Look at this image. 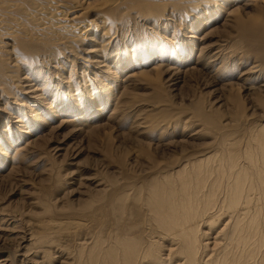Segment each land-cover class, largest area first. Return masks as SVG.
Segmentation results:
<instances>
[{"label":"rangeland","instance_id":"1","mask_svg":"<svg viewBox=\"0 0 264 264\" xmlns=\"http://www.w3.org/2000/svg\"><path fill=\"white\" fill-rule=\"evenodd\" d=\"M76 1L94 0H64V3ZM132 1L137 10L127 2L125 7L116 8L119 9L116 13H104L103 16L118 23L110 21L107 37L99 39L100 45L66 43L64 47V43L57 42L51 46L53 49L42 51L39 56L36 51L25 50L22 53L29 55L26 58L30 60H19L22 64L13 61L7 50L0 53L4 58L0 68L3 64L5 68H1L5 78L0 91V146L5 145L0 150V264H69L70 257L77 253L78 239L96 233L107 238L116 234L118 226L123 229L122 222L135 229L134 237L147 236L150 231L142 200L155 176L180 170L187 158L194 154L195 159L198 152L215 140L214 143L222 141L225 135L231 143L239 141L236 145L241 146L250 130L264 123V0L253 4L250 0H200L204 2L202 5L198 0H164L153 4L144 0L147 4L143 5L142 0ZM138 4L161 10L158 13L157 9L142 7L138 11L141 6ZM130 8L136 13L129 12ZM147 13L155 15L154 18ZM102 14L89 19L99 24ZM168 14L174 21L165 25L164 17ZM119 15H127L128 21L122 23L124 18ZM132 16L134 20H130ZM74 20L78 23L82 19ZM26 25L30 26L29 22L24 24L27 29ZM29 29L34 35L31 26ZM108 35L113 39H108ZM19 38L13 39L19 44L7 41L11 48L22 47ZM154 45L162 55L146 49ZM92 48L107 51L102 57L103 67L113 74L105 81L113 90L106 94L102 93L106 89L103 75L97 73L99 68H93L92 55L87 54ZM42 56L53 63H43ZM26 76L31 80L29 83L40 87V92L44 89L41 93L49 102L56 98L76 108L52 118L46 117V111L40 112L45 115L46 125L40 128L36 123L34 130H29V125H25L32 118L29 108L33 104L34 109H39L40 105L26 93L23 95L22 79ZM69 76L72 86L64 81ZM8 80L13 82L10 84ZM219 100L224 101L223 106L218 105ZM14 119L24 124L19 126ZM33 122L30 120V125ZM24 130L30 133L23 134ZM214 134L219 138L215 139ZM121 189L131 193V197L134 195V199H126L124 207L118 208L116 199ZM57 227L59 233L52 234ZM145 230L147 234L143 233ZM66 232L71 234L66 237ZM43 236L46 241L37 244ZM59 238H66L65 242ZM171 264L182 263L172 260Z\"/></svg>","mask_w":264,"mask_h":264},{"label":"bare ground","instance_id":"2","mask_svg":"<svg viewBox=\"0 0 264 264\" xmlns=\"http://www.w3.org/2000/svg\"><path fill=\"white\" fill-rule=\"evenodd\" d=\"M143 1L144 0L141 1L142 5L147 4L146 3L147 0L145 1V3ZM153 1H164V0H151V2L149 0L148 3L151 4ZM174 1L179 2V0H174ZM201 1L198 0V2L200 3ZM77 2L78 1H76V3H73V4H66V2L64 3V0H0V53L3 54V52H6L7 50L9 52L8 54H10L11 59H13V61L18 63L20 62L19 60H21V62L22 61L25 62V60H28L30 58L29 57L27 59L26 57H28L29 55L25 56V54L22 53V52H25V50H29L31 52L36 51L35 55L37 56L42 51H44L45 53L50 48L53 49V47L51 46H53V44L57 42L61 44L64 43L65 44L63 45L64 47L66 46V43H70L72 44V46L74 44L75 45L79 44L78 46H83L85 43L88 45L94 46L99 43L100 38L106 36L107 34L106 27L110 24V21L111 23L112 21H114V20H111V17L109 16H103L104 13H108V14L116 13L117 11H119V9H121L122 5L124 6V4L128 2L129 3L128 6H130L131 4L130 2H133V1L132 0L131 1L130 0H94L88 3H82L80 1L78 3ZM194 2H197V1H194ZM258 2L259 0H250L249 3L253 4V3H258ZM203 3H201V5ZM249 3L247 2L246 5H248ZM141 4H138V5H141ZM131 5H132L131 7L133 8L134 7L133 4ZM142 5L139 7L138 11L141 10L140 8L143 7ZM118 7L120 8L117 10L116 8ZM143 8L144 9H152V8L157 9L158 13L160 9L158 7L156 8V6L150 7V8H146V7H143ZM134 9L137 10V7L136 8L134 7ZM115 10L117 11L115 12ZM133 10L130 8V10L128 11L130 12ZM151 11H149L148 13H152ZM134 12L135 10L133 11V13ZM145 13H142V16ZM171 13H173V11H171ZM99 14L100 16L102 14V17H100V19L102 20L101 22H99V24L96 23L94 19H89V17L91 18V16H94V15L96 17V15H99ZM117 15L118 14H116V16ZM140 15L141 14H138L139 18H141ZM151 15H149V18H151L150 17ZM125 16H121L124 18L123 20L124 22L122 21V23H125V20H126ZM152 16L154 18L155 15H152ZM163 16H165V13L163 14ZM171 16L172 15L168 14L167 18L164 17L165 25L169 24L171 21H174V20H171L170 18ZM78 18L82 20L78 23H75L76 21L74 19H78ZM134 18L132 16L130 20L132 19L134 20ZM26 22L27 23L29 22V25L32 27L31 31L33 32L35 31L34 35L30 33V29H29L30 26L26 25L28 27L27 29L24 26ZM114 22H117V21L115 20ZM133 23L135 24V21ZM153 24H154L153 26L156 25L155 22H153ZM179 25H180V22H179ZM116 26L117 25H115V27ZM119 29H121L120 26H119ZM112 35H113V31H112ZM19 36H20L19 39L22 38L23 40H25V42L27 41L28 43L22 42L23 40L21 39L19 42L22 43L21 44L22 47L18 49L17 48L18 46L15 45L17 46L16 47L18 49L17 51L16 48L14 47L11 48V46L9 45L7 41L10 42V40H12L15 44L17 41H14V40H17ZM15 37H17V39H14ZM109 37L110 36L108 35V39ZM105 42H108V41H105ZM8 45L11 48V50H9ZM33 45L34 46L36 45V46L33 47ZM144 45L145 44H143V46ZM101 47L103 48L104 46H101ZM102 48H99V49L92 48L89 51H87V54L92 55V58L91 57L90 58L92 59L91 62L94 63L95 65V66L92 65L93 68L94 67L99 68L97 73L103 75L102 76V79L104 80L103 85L106 86V89H104L102 93L106 94L111 89L113 90V87L110 88L106 84L108 75H110L111 77L113 73L108 74L110 72L106 70L107 67L106 69L103 67L104 60L102 61V57L103 58L105 57L104 53L107 51L105 50L103 52L104 49ZM140 48L142 47H139L138 49ZM146 49H148L151 53H157V54L163 53L162 51H158V49L155 48V45L154 47L151 46L150 48H146ZM50 53L53 54L52 52ZM22 54L24 55L23 59H22ZM46 57L42 56L43 63H53L51 59H46ZM128 57L130 58V55ZM144 57H146V59L149 58L148 55H145ZM51 58H52V55H51ZM1 59H2V56H0V61ZM52 59H55L54 56ZM141 60L144 61V58ZM4 63H5V60H4ZM26 63H24L25 64L24 66H26ZM38 63L39 62L37 60L36 64ZM2 66L3 67L1 68L3 69L4 64ZM1 68H0V91L2 88L1 85L3 84V78H5L3 77V73H2V71L5 68L3 70H1ZM56 70L58 69L56 68ZM37 72L41 73L40 70H37ZM22 80H23L22 84L24 85L23 95L26 93V96L29 99L37 102L40 105L39 109L38 108L34 109L33 104L29 108L30 113H32V116H31L32 118H30V120H32V122L33 120L35 121L33 122L32 125H30V120H27L25 122V125H29V130L32 131L36 123L38 126H40V128L44 127V125H46L44 121L45 115L46 117L52 118L54 116L56 117L59 114L71 113V111L76 108V107H72L73 105L70 106L66 102L65 103H63V101L61 102L59 99H57L56 101V98H52V99L50 98L51 102H49L47 98L45 97V94L41 93L42 91H44L43 88H41L43 90L40 92L39 91L40 89H38L40 87H38L34 83H29L30 79L27 76L24 77ZM64 81H66V84L68 85H71V86L73 85V83L70 82L71 81L70 76ZM12 82L13 81H10V84ZM7 83L9 85V82ZM19 83L21 84V82ZM4 85H5V82H4ZM13 85L15 84L13 83ZM262 86L264 87V85ZM263 87H262V90H263ZM5 88H8V86H6ZM20 93L22 92L20 91ZM76 101L78 102L79 99H76ZM96 101L98 100H95V102ZM217 103L219 106H223L224 101L219 100ZM42 106L47 109L49 108V111H47L46 109L44 110ZM4 111H5V108H4ZM43 111H46L45 115L44 113L43 114L40 113ZM5 112H8V111H5ZM91 118H92V115H91ZM3 120H5L4 116H3ZM14 120L15 121L13 122L19 126L22 123L24 124V122H21L22 120L20 119H14ZM63 121L66 124L67 121L66 122L65 120ZM60 127L61 125L58 126L59 129H61ZM25 128L26 127H24V129ZM54 128L56 129V127ZM24 131L26 132L24 133ZM24 131H22L23 134L30 133V131L28 130H24ZM234 133L235 132H233L232 134ZM216 134H214V136ZM219 134H222V133H219ZM237 137L239 138V136ZM216 138L218 139L219 137L215 136V139ZM220 138L222 139V137ZM226 138L227 137L225 135L223 136L224 140L222 139V141L220 140L219 142H216V143H214L216 141L214 139L215 141L211 145H208V147H206L205 149L204 148L203 150L198 149L201 151L195 155V159H192L194 154L193 156L191 155L192 157L189 154L191 159L187 158V162L184 164V166L181 167L180 170L174 173L164 174L162 177L155 176L154 179H152V181L146 188V197L145 198L143 197V200H142L143 206H145L146 208L147 226L149 227V231H150L149 234H147L148 232H146V230L148 229H146L143 232L144 234L146 233L147 236L142 237V238L134 237L132 233L134 228L130 227L129 224H126V223L124 224L123 222H122L123 229L120 228L119 230V226H118L117 229L114 230L116 234H111L109 237L107 236V238L102 237L99 233L90 235L89 237H86L87 236L86 235L84 237V235H82L79 232L80 236H83L84 238L77 237V238H80L77 240V253L73 257L69 256L72 259V261H70L69 264H171L172 260L173 261L178 260V262H181L182 264H264V123H261L255 129L250 130L247 139L245 140L244 144H242L241 146L240 144L238 146L236 145V143L239 141L231 143L229 139L228 138L226 139ZM17 139L18 138H15V140ZM33 141H31L32 144H33ZM4 146L3 144L2 146H0L1 151L4 150ZM10 147H12V145ZM57 148L59 147L57 146ZM14 157L16 158V153ZM23 158L24 157H22V159ZM18 160L21 161V159L19 158L17 159V161ZM15 161L16 160H14V162ZM121 183L124 185L122 181ZM128 198L130 199V201H132L134 199V195L133 197H131V193L129 194L128 192H126L125 189L119 190L118 197L116 199L118 208L119 207L123 208L124 203L126 199L128 200ZM135 215L137 216L136 213ZM118 221H119V218H118ZM79 224L77 223L78 226ZM60 225L63 226V224H60ZM56 226L58 225L56 224ZM56 226L54 228H56ZM66 227H68V224ZM58 229H59L58 227L57 229H55V231H53L52 229V232H53L52 234H54L55 232H58L56 231ZM62 231H64V227ZM71 232L70 233L66 232L65 236L67 234H71ZM62 233H61L62 236H64V232ZM73 233L76 234L77 232H73ZM139 233L140 232H138V235L140 236ZM42 234L45 235L48 233H45V234L42 233ZM46 239L47 238L43 236L40 239H38V241L36 242L37 244L38 243L41 244V243H44V240L46 241ZM59 239L62 240L63 238L62 239L59 238ZM65 239H63V242H65L64 241ZM74 243H76V241H74ZM37 250H39V248ZM39 251L43 252V249ZM164 252H167V253L164 255ZM164 256H167V257H164Z\"/></svg>","mask_w":264,"mask_h":264}]
</instances>
